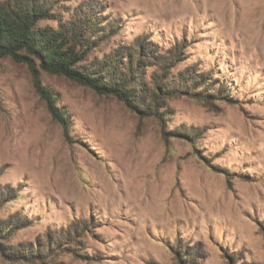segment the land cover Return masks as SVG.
<instances>
[{
	"label": "rangeland",
	"instance_id": "374dc122",
	"mask_svg": "<svg viewBox=\"0 0 264 264\" xmlns=\"http://www.w3.org/2000/svg\"><path fill=\"white\" fill-rule=\"evenodd\" d=\"M91 10L81 65L131 66L144 104L0 58V264H264V0H55L40 26Z\"/></svg>",
	"mask_w": 264,
	"mask_h": 264
},
{
	"label": "trees",
	"instance_id": "16d2710c",
	"mask_svg": "<svg viewBox=\"0 0 264 264\" xmlns=\"http://www.w3.org/2000/svg\"><path fill=\"white\" fill-rule=\"evenodd\" d=\"M53 2L55 0H0V58L11 57L18 63L29 64L31 69H34L36 60L47 73L64 76L100 95H113L129 107L139 110L138 106L144 104V86L135 82L140 79L137 76L139 71L134 73L129 66L128 74L123 75L119 73L117 61H106L99 69L81 65L90 48L84 33L96 25L93 11L96 9L93 8L89 12L91 15L84 18L83 26L77 25L79 21L77 24L72 21L60 24L57 29L41 27L42 22L52 17ZM35 79V87L47 102L53 119L66 126L68 121L55 106L53 93L42 85L38 77ZM151 98L156 105L159 95L154 93ZM153 110L156 111L148 109L151 113Z\"/></svg>",
	"mask_w": 264,
	"mask_h": 264
}]
</instances>
